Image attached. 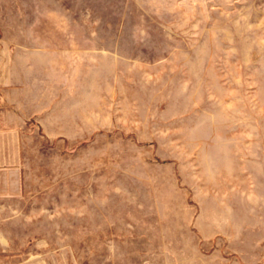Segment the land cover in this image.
Instances as JSON below:
<instances>
[{
    "label": "rangeland",
    "instance_id": "374dc122",
    "mask_svg": "<svg viewBox=\"0 0 264 264\" xmlns=\"http://www.w3.org/2000/svg\"><path fill=\"white\" fill-rule=\"evenodd\" d=\"M0 264H264V0H0Z\"/></svg>",
    "mask_w": 264,
    "mask_h": 264
},
{
    "label": "crops",
    "instance_id": "0c3cea01",
    "mask_svg": "<svg viewBox=\"0 0 264 264\" xmlns=\"http://www.w3.org/2000/svg\"><path fill=\"white\" fill-rule=\"evenodd\" d=\"M1 157H2V156H0V162H1Z\"/></svg>",
    "mask_w": 264,
    "mask_h": 264
}]
</instances>
